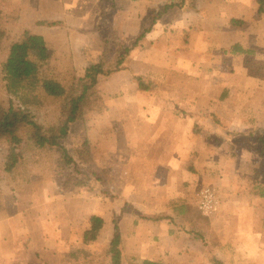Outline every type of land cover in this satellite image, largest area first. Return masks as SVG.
Returning <instances> with one entry per match:
<instances>
[{"label": "rangeland", "instance_id": "374dc122", "mask_svg": "<svg viewBox=\"0 0 264 264\" xmlns=\"http://www.w3.org/2000/svg\"><path fill=\"white\" fill-rule=\"evenodd\" d=\"M1 1L7 4L2 6L9 16L7 30L12 37H19L24 29L42 36L55 53L51 67L62 74L74 75L80 90L90 83L89 68L92 64L101 63L115 70L106 77H99L97 85L88 90L83 105L84 117L74 125L72 135L73 140L86 139L89 142L93 165L101 170L106 186L125 201L138 177V170L126 166L134 161L132 152L136 150L131 135L136 136L137 141L140 139L139 127L147 123L150 107L169 102L174 106L175 114L197 115L198 111L201 112V69L198 71L195 66L183 68L188 62L187 57L181 56L196 44L195 27L197 23L201 24V0L191 2L189 11L180 10L175 3L177 0H154L156 7L141 4L138 9L131 8L130 4L149 3L150 0H93L91 9L74 0ZM209 1L215 2L206 0V3ZM230 1L224 0L227 5ZM251 1L256 4L255 13L264 14V0ZM149 4L153 3L150 1ZM195 5L200 8H194ZM134 10L141 21L125 17L127 14L131 16ZM180 11L189 14L187 20L177 15ZM12 16L17 19L16 23H12ZM143 18L146 21H142ZM148 29L150 31L145 33ZM155 29L161 32L155 38V44L149 45L147 37ZM198 32L201 34L200 28ZM145 65H151L153 70ZM218 65L221 73L229 75L231 62L221 58ZM163 66L171 72L158 68ZM253 66L261 75L263 64L253 62ZM212 75V70L207 68L206 76L211 78ZM184 101H196V104L191 107ZM219 113L228 115L230 107H222ZM212 115L219 118L216 113ZM196 123L195 130L199 135L201 124L198 120ZM256 141L258 145L264 144V132ZM224 149L229 154L220 153L221 166L214 170L208 183H200L201 186H215L221 199L222 191L230 195L240 193V186L247 184L246 176L241 173L236 176L231 168L227 143H224ZM1 153L0 149V161ZM196 160L201 165V153L197 154ZM251 172L248 170L246 174ZM63 174L57 170L52 155L39 158V153L29 146L24 162L12 176L2 173L0 166V264H75L69 255L79 251L85 253L84 258L79 255V259L84 261L81 264H90V259L98 260L97 264H105L99 255L109 245L113 221L117 223L119 214L131 213L133 207L125 206V202H103L97 196V190H89V184L76 188L68 180L64 186ZM256 179L258 183L253 194L264 193V173ZM221 180L225 189L219 186ZM262 199L258 200V205L264 207ZM158 205L161 206L159 202ZM91 216L100 217L103 227L95 241L84 244L82 237L89 229ZM128 226L130 228L131 224ZM125 231L124 252L132 256L136 246L132 229ZM243 245L239 243L236 246ZM263 260L255 257L251 263L262 264ZM239 261L238 264H245V261Z\"/></svg>", "mask_w": 264, "mask_h": 264}, {"label": "crops", "instance_id": "0c3cea01", "mask_svg": "<svg viewBox=\"0 0 264 264\" xmlns=\"http://www.w3.org/2000/svg\"><path fill=\"white\" fill-rule=\"evenodd\" d=\"M74 1L89 9L93 5V0ZM150 1L132 2L130 6L133 9L141 4H148L150 8L157 6L154 0ZM191 2L194 0H185L179 9L189 11ZM255 8L251 0H231L228 5L224 0L214 3L201 0V24L195 27L196 44L181 55L187 57L188 62L183 68L201 69V112L175 114L169 102L156 103L150 107L147 123L139 127L140 139L137 141L136 136L131 135L136 150L132 152L134 161L126 166L138 170V177L125 203L131 205L133 211L124 214L127 216L119 214L117 219L125 256V229H132L136 246L128 257L162 264H222L224 260L226 264H238V260L252 264L255 257L264 259V207L258 205V200H263L264 196L252 192L256 191V177L264 173V144L258 145L256 141L264 132V69L259 75L253 66L255 62L263 64L264 68V14L258 15ZM177 15L183 16L182 20L189 16L183 11ZM125 17L140 20L136 10ZM64 20L69 21V18ZM232 20L244 24L240 28L232 25ZM160 32L155 29L150 33L146 40L149 45L155 44ZM233 43L251 53L236 56L217 53L229 50ZM221 58L232 64L229 75L219 69ZM145 67L153 70L151 65ZM164 67L158 68L171 72ZM207 68L212 70L211 78L206 76ZM184 102L191 107L196 104V101ZM222 107H230V113H219ZM197 120L201 124L199 135L195 130ZM224 143L230 149L232 170L236 176L244 174L247 184L240 186V193L230 195L222 191L216 213L205 216L196 207L195 193L204 186L200 183H208L214 170L221 166L220 153L229 154ZM200 153L201 165L196 160ZM248 170L253 172L246 174ZM219 184L225 189L223 180ZM157 218L162 219L155 220ZM239 243L244 245L237 248ZM261 263L264 264V260Z\"/></svg>", "mask_w": 264, "mask_h": 264}, {"label": "trees", "instance_id": "16d2710c", "mask_svg": "<svg viewBox=\"0 0 264 264\" xmlns=\"http://www.w3.org/2000/svg\"><path fill=\"white\" fill-rule=\"evenodd\" d=\"M185 0H177L181 8ZM0 0V149L2 173L12 176L24 162L27 146L43 155H52L60 173H64V186L68 180L76 188L97 190V196L105 203L125 202L107 182L98 167L93 165L89 142L73 140L72 131L84 117V102L89 89L97 85L99 77H106L115 70L102 65L92 64L89 68L90 83L80 90L74 75H65L51 67L54 51L49 48L42 36L33 35L26 29L19 37L13 38L7 30L9 16ZM13 22L17 19L12 16ZM232 25L242 24L232 20ZM150 30H146L149 32ZM224 55H247L251 51L240 45L222 50ZM76 175V177H74ZM260 196H264L261 193ZM127 206V203H125ZM157 218L155 220H161ZM89 229L83 234L84 244L93 242L103 227L100 217L89 218ZM113 232L109 245L99 255L105 264H162L123 254L122 239L118 224L113 221ZM69 255L75 264L84 263L79 255ZM98 260L90 259V264Z\"/></svg>", "mask_w": 264, "mask_h": 264}, {"label": "built area", "instance_id": "2783aa9c", "mask_svg": "<svg viewBox=\"0 0 264 264\" xmlns=\"http://www.w3.org/2000/svg\"><path fill=\"white\" fill-rule=\"evenodd\" d=\"M219 194L215 186H203L195 193L198 210L202 211L205 216L215 214L220 205Z\"/></svg>", "mask_w": 264, "mask_h": 264}]
</instances>
